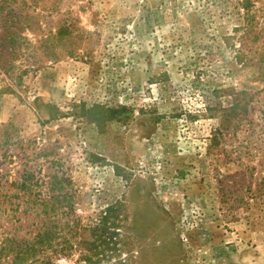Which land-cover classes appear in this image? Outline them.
Masks as SVG:
<instances>
[{"label":"rangeland","instance_id":"1","mask_svg":"<svg viewBox=\"0 0 264 264\" xmlns=\"http://www.w3.org/2000/svg\"><path fill=\"white\" fill-rule=\"evenodd\" d=\"M252 3L250 24V0H0V264L42 204L69 251L24 264H264Z\"/></svg>","mask_w":264,"mask_h":264},{"label":"trees","instance_id":"2","mask_svg":"<svg viewBox=\"0 0 264 264\" xmlns=\"http://www.w3.org/2000/svg\"><path fill=\"white\" fill-rule=\"evenodd\" d=\"M252 9H253V3L252 0H250V24L253 17V15L251 14ZM5 20L8 22V18H6ZM13 32L14 31L9 30L8 33L4 36V38H6L5 39L6 42L9 41L11 43H15L16 36L12 34ZM35 177L36 175L33 172H31L30 170H26L22 178L24 179V181L22 182V186L23 187L28 186L27 189H29V187L32 188L31 186L34 183ZM47 178L48 180L44 181V183H46L49 188L47 192L53 193L54 191L57 190V186L58 188L63 186L62 176L59 177L56 174H51ZM36 181H39L37 177H36ZM50 193H49L50 198L59 197V195L56 196L55 194H50ZM42 205L43 206L41 211L47 215L48 219H50L51 221L50 222L51 224H47V222L45 224L44 222H42L41 228L38 229V232H36L34 238L31 241L27 240L26 248L17 250V252L13 255V261H12L13 264H24L28 257H30L31 255H33L38 251H41L42 249L43 251H46L47 249H52L54 255H57V253H62L66 255L67 251H69L68 248L69 246L68 247L63 246V248L61 247L59 249L57 246L58 244L54 242V239L56 238V234H57L56 233L57 227H56V223H54L55 221L52 220V216L54 217L57 216L56 205L55 204H52L51 206L47 204H42ZM68 206H69L68 212L70 213L71 211L69 210H72V206L71 205ZM41 264H55V263L52 256L51 257L48 256L46 257L45 260L41 261Z\"/></svg>","mask_w":264,"mask_h":264}]
</instances>
